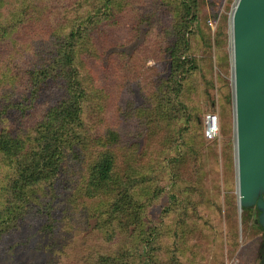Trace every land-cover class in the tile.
I'll return each mask as SVG.
<instances>
[{
	"label": "rangeland",
	"instance_id": "374dc122",
	"mask_svg": "<svg viewBox=\"0 0 264 264\" xmlns=\"http://www.w3.org/2000/svg\"><path fill=\"white\" fill-rule=\"evenodd\" d=\"M117 1L109 12L95 0H0V76H8L0 79V96L17 94L26 111L20 127L30 129L62 100L59 81L28 100L26 71L53 56L74 26L84 30L83 122L89 135L116 134L105 149L121 192L139 203L124 227L134 216L120 222L107 214L117 194L84 197L89 159L70 162L28 215L0 218V264H264L259 212L237 207L230 46L236 0ZM18 8L26 12L18 15ZM176 22L187 27L178 31ZM174 59L182 64L175 71ZM208 114L218 121L214 141L203 135ZM93 151L90 144L84 153ZM12 176L0 163L2 213L11 208Z\"/></svg>",
	"mask_w": 264,
	"mask_h": 264
},
{
	"label": "trees",
	"instance_id": "16d2710c",
	"mask_svg": "<svg viewBox=\"0 0 264 264\" xmlns=\"http://www.w3.org/2000/svg\"><path fill=\"white\" fill-rule=\"evenodd\" d=\"M95 2L106 5L109 12L121 6L117 0ZM24 11L26 12V8H18L17 14L22 15ZM186 16L180 21L187 20ZM193 19L194 17L190 19L191 22ZM178 24L179 22L175 24L178 31L187 27L185 24L181 26ZM70 32L67 41L57 47L58 51L53 56L40 57L42 63H34L30 65L31 69L26 71L29 74L25 92L28 100L31 97L38 98L48 85L59 81L62 90V100L59 103L47 108L30 129H22L20 126H23V113L26 111L23 107L21 109V103H17L20 101L15 97L17 94L12 95L13 100L8 96H0V163L13 175L7 189L9 197H12L11 208L3 213L0 210V218L11 215L13 221L15 215L23 213L28 215L30 209L38 206L40 198H43L42 190L53 189L70 162L83 163L87 157L89 163L86 165V181L82 188L84 197L99 199L117 194L107 214L109 213L112 219L119 218L120 222L122 215L125 219L126 216H134L133 219L126 221L124 225L126 227L136 218L139 203L134 204L126 191L121 192L119 179L116 178L114 171V159L105 149L118 141L116 134L106 131L103 136L98 133L89 135V129L83 122V104L86 99L88 100V91L82 77L80 55L82 50L88 49L87 38L84 30L76 26ZM180 66H182L180 61L174 59L173 70ZM0 77L1 80L8 78L5 73ZM9 118H12V125H4ZM90 144L95 148L94 157H90L92 154L84 153ZM54 190L56 191L55 188ZM12 209L15 210L14 213H11ZM8 220H3L1 225L8 226L11 222L9 218ZM1 232H6V229L0 227ZM99 264L106 262L101 260Z\"/></svg>",
	"mask_w": 264,
	"mask_h": 264
},
{
	"label": "water",
	"instance_id": "95a60500",
	"mask_svg": "<svg viewBox=\"0 0 264 264\" xmlns=\"http://www.w3.org/2000/svg\"><path fill=\"white\" fill-rule=\"evenodd\" d=\"M230 46L237 207L264 230V0H236Z\"/></svg>",
	"mask_w": 264,
	"mask_h": 264
},
{
	"label": "built area",
	"instance_id": "2783aa9c",
	"mask_svg": "<svg viewBox=\"0 0 264 264\" xmlns=\"http://www.w3.org/2000/svg\"><path fill=\"white\" fill-rule=\"evenodd\" d=\"M203 135L207 141H214L219 136V126L215 114H208L205 116Z\"/></svg>",
	"mask_w": 264,
	"mask_h": 264
},
{
	"label": "bare ground",
	"instance_id": "6f19581e",
	"mask_svg": "<svg viewBox=\"0 0 264 264\" xmlns=\"http://www.w3.org/2000/svg\"><path fill=\"white\" fill-rule=\"evenodd\" d=\"M232 51V50H231Z\"/></svg>",
	"mask_w": 264,
	"mask_h": 264
}]
</instances>
